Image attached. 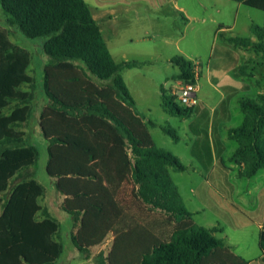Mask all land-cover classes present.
I'll return each mask as SVG.
<instances>
[{"label": "trees", "instance_id": "trees-1", "mask_svg": "<svg viewBox=\"0 0 264 264\" xmlns=\"http://www.w3.org/2000/svg\"><path fill=\"white\" fill-rule=\"evenodd\" d=\"M233 1L264 12V0ZM0 7L8 27L40 41L49 57L44 69L47 105L40 113L50 147L47 169L66 196L63 210L78 228L72 241L82 259L94 264H249L218 237L220 229L194 222L170 173L189 167L160 148L147 129L110 108L135 110L122 72L139 64L114 60L86 1L0 0ZM251 32L256 40L227 41L264 57V25L253 24ZM31 61L30 52L0 29V264H56L64 254L60 224L40 204L46 190L36 180L38 150L28 145L22 130L36 113L34 94L21 90L34 86ZM171 62L180 68L179 79L192 78L190 60L176 56ZM163 106L180 118L196 109L181 107L165 94ZM240 109L244 122L229 131V138L239 143L234 158L248 163L243 176L253 178L264 170V94L242 100ZM163 130L180 141L175 129ZM207 142L197 140L192 149L206 169L212 161ZM72 152L88 155L98 172L84 169ZM138 227L159 240L151 253H138L119 241ZM111 234L115 240L109 254L93 256L92 250ZM260 246L264 251L263 234Z\"/></svg>", "mask_w": 264, "mask_h": 264}, {"label": "rangeland", "instance_id": "rangeland-1", "mask_svg": "<svg viewBox=\"0 0 264 264\" xmlns=\"http://www.w3.org/2000/svg\"><path fill=\"white\" fill-rule=\"evenodd\" d=\"M177 2L179 6L187 11L186 14L191 17L190 21H186L181 13H177L172 7L170 8V6H165L161 9L153 5H150L149 11L146 7L142 6L147 10L146 12L140 7V10L142 9V18L139 19V21H135L137 25L134 23L128 24L129 21L127 19L121 18L120 22L114 27L115 32L120 34L119 39L121 38L119 44L116 47H112L116 59L123 60V53H128V58L130 60H140L151 56L159 58L160 55L165 57L171 54H173V56L182 55L181 51H183L191 58V62H200L201 65L203 64L202 71L206 72L209 66V57L213 51H216L217 44L221 43L222 33L228 36L253 38L250 29L252 22L259 26L264 24V12L239 4L233 0H177ZM151 4H153V2H151ZM6 18L7 16L0 7V29L8 31L11 41L17 46L28 50L31 54L32 61L28 72L34 79V86L24 85L21 87V90L23 92L33 93L34 97L31 103L41 110L45 101L44 69L48 63L49 57L41 49L40 41L30 40L17 28L8 27ZM235 20L236 25L234 24ZM221 23L231 26L234 25V27L229 29L227 33H224V31H219ZM146 30L149 32L147 36L145 35ZM138 35L139 37H136ZM130 36H135V40L129 41L128 38ZM235 47L237 48L238 46ZM247 49L252 53L250 54L252 60L243 66V70L246 74L252 68L250 70L252 89L250 94L244 95L243 97L246 99H255L258 95L264 94V57L261 54H257L252 48ZM168 67L160 60L154 66L150 65L142 70H133L129 72V76L126 75L131 88L136 92V96H138V105L135 107V111L138 113L140 119L135 118L131 113L117 105L110 104L109 106L115 113L122 114L123 118H125L124 115H126L133 121H136V124L138 126L140 125V127H143L141 120H145L144 122L146 124L148 121H153L157 124L156 127L147 125L155 143L160 148L173 153L192 170L186 173L174 172L172 170L170 172L172 179L176 185L178 184L177 187L180 195L182 193L184 196H187L186 190H190L192 186L194 188L195 182L201 180L200 173L195 171L199 164L195 160V157L191 155L195 142H193L194 134L190 131L191 121H193L196 116L197 118L194 121L197 126L206 129L210 120L214 116L217 118L219 114L225 116L231 113V115L237 116L239 113L240 117L243 118H245V115L240 109L236 108V100H232V96L229 97L227 112L223 110L224 108H221L217 110L221 113L217 112L212 114L206 108L202 107L200 113H198V106V108L192 110L187 117L180 118L167 114L164 110L163 97L160 94L161 85H159V83L168 82L167 88L169 89V87L176 82V77L174 78V76H177L180 72L179 67L174 64ZM142 75L151 78L150 82L146 79V82L142 83L140 81ZM200 84L202 87L199 89L198 96L202 101L208 99V102L212 103V99L215 101L219 97V94L207 84L206 78H203ZM180 87L181 85H179L175 91H178ZM144 89H146V91H144ZM163 127L175 129L177 135L180 137V141L176 142L163 130ZM22 128L29 131V135L26 137L28 145L35 146L39 153L38 163L34 167L35 172H37L36 180L44 186L48 193H52L54 187L53 180L47 173V164L49 160L47 143L40 131L33 133L35 129L34 122L27 125L24 124ZM221 138L223 141L230 144L226 135V127H222L221 129ZM222 155L223 162L221 163V157L218 155L217 164L225 170V173H223L224 176L226 175L228 179L232 180L242 179V185L249 184L251 182L250 179L244 178L242 174L247 169V161L235 159L233 156L234 148L226 149ZM72 158L76 162L81 163L84 169H88L92 173L98 172L96 166H93V164L97 163L92 162L89 156L88 162L90 166L80 161L83 158L81 156ZM263 172L264 170H260L257 175ZM251 180H254L255 183L261 180V182L263 181L264 183V177H256V175L251 178ZM16 183L17 182H14V185H16ZM45 201L46 199L43 198L40 203L44 204ZM187 202V207L190 210H196L197 207L200 206L193 200H187ZM211 206L212 205H205L203 207L205 208L204 212L196 215L195 221L198 225L209 228L215 222L214 216H218V213L211 209ZM57 216H59L58 218L60 220V222L58 221L60 224L58 240L64 246V254L56 264H94L92 260L87 262L83 261L80 256V251L72 241V235L77 229L74 227L73 221L72 223L64 221V218L70 217V215L65 211H58ZM40 218H42V216ZM256 235L257 233L254 229L247 233L248 246L257 247L258 241L254 240ZM118 239L130 250L138 251V253L141 254L151 253L153 248L159 244V240L143 227H138L130 233L123 234ZM231 240H235L233 235ZM113 243L114 240L112 237H108L103 245L92 250V254H99L103 251L105 255H108L112 249Z\"/></svg>", "mask_w": 264, "mask_h": 264}, {"label": "crops", "instance_id": "crops-1", "mask_svg": "<svg viewBox=\"0 0 264 264\" xmlns=\"http://www.w3.org/2000/svg\"><path fill=\"white\" fill-rule=\"evenodd\" d=\"M85 1L89 5L91 13L100 27L102 36L114 60L117 63L138 62L139 64L137 67L131 69H125L122 72L123 78L129 88V91L135 100V107H136L138 105V96H136V92H134V90L131 88L129 84L127 78V76H129L130 74L129 72H132L133 70H142L143 68L150 65L154 66L160 60H162L167 67L169 65L173 66L171 60L176 56H173V54H171L170 56L167 57L160 55L159 58H156L155 56H151L149 58H144L140 60H130L128 58L129 54L123 53L122 56L123 60H117L112 50V47H116L121 41V38L119 39L120 34H117L115 32V28H114L115 25L120 22L121 18L127 19L129 21L128 24L134 23L135 25H137L135 21H139V19L142 18L141 10L144 9L145 12L147 11L142 6L146 7L149 11L150 5H153L155 7H160L161 9L164 8L165 6L166 7L170 6V8L172 7L174 11H176L177 13H181L184 19H186V21H190L191 17L186 14L187 11L184 8H182L177 4L178 3L177 0H85ZM151 2H153V4H151ZM140 7H142L141 10ZM234 24L236 25V20L234 21ZM253 24L255 23L252 22L251 26ZM233 27L234 25L231 26L221 23L219 31H224V33H227L229 29H232ZM145 32H146L145 35L147 36L149 32L147 30ZM136 37H139V35ZM229 37H238V36H228L222 33L221 41H220L221 43L217 44L218 46L216 51H213V53L210 55L208 60L209 66L206 72L202 71L199 80V89L202 87V85L200 84L201 80L203 78H206L207 84L219 94V97L215 101L214 99H212V103L208 102V99L206 98H205L206 101L203 100L204 101L203 102L199 97L200 105H199L198 113H200L202 107L206 108L212 114L217 112L219 113L220 111L217 110L221 108L222 109L224 108L223 110L227 112L229 106V97L231 96H232V100L234 101L236 100V108L240 109L241 101L246 99L243 96L251 93L252 83L250 82L251 79L250 70L252 68L248 71V73L245 74L243 70L244 68L243 66L252 60L251 59L252 56L250 55L252 53H250L251 51L247 48H242V47L236 48L235 45L230 44L227 41ZM252 39L256 40L254 36ZM128 40L134 41L135 36H130ZM181 54L182 55H177V56H182L185 59L191 61V58L188 57V55H186L183 51H181ZM180 73L181 71L178 73L177 76H174V78L176 77L175 78L176 82L173 83V85H171L169 89L167 88L168 82L159 83V85H161L160 94L162 97L164 94L169 97L173 96L172 94L175 93V89L178 88L180 85V81H181V79H179ZM146 79H148V81L150 82L151 78L142 75L140 81L142 83H145ZM153 84L155 83L153 82ZM144 91H146V89H144ZM46 105H47V100L45 97V101L43 103L41 110H39L37 106H35L36 108L35 115L33 116L32 120H29L25 125L34 122L35 129L33 130V133H37V131H40L42 137L45 139L47 143V150L49 153L50 147L45 136L42 133L41 125H40V113ZM131 114L135 118L140 119L138 113L135 110ZM196 118L197 117L195 116L193 121H191L190 123V131L194 134L193 142L194 141L196 142L197 140H201L202 143V140L206 139L208 141L207 143L210 145L212 161L208 169H206L200 163V161L197 158H195V160L199 164V166L197 165L195 171L200 173L201 180L195 182L194 188L192 186L190 190H186L187 196H184L181 193L184 204L187 207V203H188L187 200H193L196 201L198 205L201 206V207L200 206L197 207L196 210H190L187 207L189 211L193 213L194 215L193 220L195 223H196L195 221L196 215H199L202 212H204L205 208L203 207L205 205H212L211 209L215 210L218 213V216H214L215 222L209 227V229L211 228L220 229V232L217 234L218 237L222 238L235 254L240 256L242 259L246 260L249 264H264V251L261 249L260 246V238L262 234L264 235V183L263 181L261 182V180L259 182L256 181L257 183H255V181L251 180V178H247L250 179L251 182L247 185H242L243 182L242 179L232 180V179H228L226 175L224 176L223 173H225V170L219 167L217 164L218 155H220L221 163H222L223 162L222 154L226 149L234 148V152H235V150L238 148L239 143L229 138V131L231 129L238 128L239 126H241L244 122V118L240 117L239 113L237 114V116L231 115V113L225 116L219 114L217 118H215L214 116L210 120V122L208 123L209 125L208 127H206V129L197 126V124L194 121L196 120ZM141 121L143 127H140V125L138 126L136 124L137 122L132 120V122L138 128L147 129L149 132L150 130L147 125H150L151 127L157 126V124H155L153 121H148L147 124L144 122L145 120H141ZM222 127L224 128L226 127V135L228 140L230 141V144L223 141L221 138ZM22 129L23 131H25L27 137L29 135V131L25 128ZM205 133L207 134L206 137L204 136ZM59 148L60 147L57 146L53 147V149H55L56 151H58ZM71 156L75 158L79 156L83 157L82 160L80 161L90 166L88 162L89 158L86 154H81L79 152H72ZM93 166L94 167L96 166V169L98 170V164H93ZM190 171H192L191 168H189L186 172H190ZM47 173H48V169H47ZM35 174L37 175V172H35ZM259 176L264 177V172L259 175L256 174V177ZM51 178L53 180V185H54L53 191L52 193H48L46 191V194L44 196V199H46V201L44 204L41 203L40 204L44 211L49 213L52 217H54L60 222L57 213L58 211L64 212L63 205L66 196L58 191L56 187V179L53 177ZM244 178L246 177L244 176ZM64 221H69L70 223H72L73 218L71 216L65 217ZM76 229L78 231V228ZM252 229H254L257 233L256 237L254 238L255 241H258L257 247L255 246L250 247L247 245L248 244L247 233ZM77 231L74 232V234H76ZM232 235L235 237V240H231ZM108 237H112V239L115 240V236L113 234H111ZM95 255L96 254L93 253V256ZM83 261L87 262L89 260L83 259Z\"/></svg>", "mask_w": 264, "mask_h": 264}, {"label": "built area", "instance_id": "built-area-1", "mask_svg": "<svg viewBox=\"0 0 264 264\" xmlns=\"http://www.w3.org/2000/svg\"><path fill=\"white\" fill-rule=\"evenodd\" d=\"M191 74V79H181V87L173 94L177 104L188 109L197 108L200 105L198 96L199 80L202 74V65L200 62H192Z\"/></svg>", "mask_w": 264, "mask_h": 264}]
</instances>
